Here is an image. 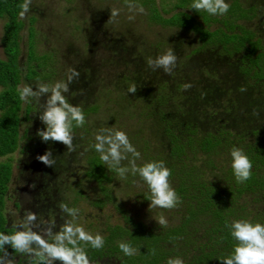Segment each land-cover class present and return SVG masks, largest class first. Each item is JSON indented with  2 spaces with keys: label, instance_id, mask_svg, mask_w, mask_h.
Masks as SVG:
<instances>
[{
  "label": "trees",
  "instance_id": "16d2710c",
  "mask_svg": "<svg viewBox=\"0 0 264 264\" xmlns=\"http://www.w3.org/2000/svg\"><path fill=\"white\" fill-rule=\"evenodd\" d=\"M150 2L152 22L192 34L195 44L184 41L181 33L171 45L162 40L135 39V44L133 38L94 37V45L104 51L102 58L98 66L78 61L80 77L70 85L74 95H66L73 105L93 92L100 99L89 108L82 106L86 123L74 129L77 147L69 153L62 143L40 139L37 132L45 126L30 133L32 127L26 122L43 109L34 101H21L19 85L22 80L53 82L40 73L52 62L49 52L36 48L34 34L39 31L34 26L36 17L31 15L26 61L21 63L24 0H0L5 55L0 58V157H4L0 160V232L16 230L5 212L13 181L11 156L16 150L23 155L20 166L24 173L20 176L22 186L11 194L16 197L15 208L29 205L42 211L48 202L67 192L72 204L92 195L89 202L94 207L111 205L121 216L122 222L108 224L107 215L108 220L99 225L106 231L103 248L85 246L91 264H167L175 257L183 258L184 264H222L220 259L229 255L236 243L226 224L239 219L264 224V0H226L230 10L225 16L197 13L190 9L193 0L159 11L154 0ZM115 42L118 45L112 46ZM163 43L168 46L166 51L172 47L177 56L174 75L153 71L147 65L148 58L166 52H157ZM131 83L138 88L134 95L127 92ZM185 83L192 85L187 91L182 90ZM106 102L111 103L113 112H106L100 119L101 129L96 131L91 115L110 110ZM109 123L126 132L141 153L138 165L165 162L172 170L171 185L182 204L172 210L151 208L147 185L138 176L121 180L108 169L94 144L95 135ZM37 140L42 143H35ZM234 146L242 148L253 163L251 179L242 184L235 181L231 169ZM49 150L56 160L54 167L37 159ZM80 161L84 167L78 178L62 193L59 172ZM136 207L139 213L143 211L141 216L134 211ZM160 215L167 218V227L156 222ZM121 242L130 243L138 249L137 254L125 256L119 248ZM12 256L17 259L15 264H36L33 257L14 251Z\"/></svg>",
  "mask_w": 264,
  "mask_h": 264
},
{
  "label": "clouds",
  "instance_id": "9594fccd",
  "mask_svg": "<svg viewBox=\"0 0 264 264\" xmlns=\"http://www.w3.org/2000/svg\"><path fill=\"white\" fill-rule=\"evenodd\" d=\"M32 0H24L21 5L20 18H25L30 10ZM190 9L195 12H206L210 16H225L230 10V4L226 0H193ZM140 13L144 12L142 6H138ZM120 10L113 8L111 17L119 16ZM147 65L153 71L162 70L166 75H174L177 66V56L172 47L156 58H148ZM80 72L70 69L66 79L56 81L53 84L39 83L35 90L31 85H23L19 89V99L24 103L35 102L43 109L39 114V120L44 124L43 130H38L37 135L43 142H59L66 146L69 153L76 151L74 145V129L82 128L86 123V117L82 107L73 105L67 98L70 85L78 80ZM192 87L185 83L182 90L187 91ZM135 83H131L128 93L137 92ZM246 91V89H241ZM41 97H46L41 103ZM94 149L99 153L100 160L115 171L121 180H126L128 175L138 176L147 185L151 199L149 207L164 210H172L182 204V199L171 185L172 170L166 166L163 160L148 161L137 164L141 159V153L131 143L126 132L121 130L111 131L102 129L95 135ZM231 169L237 183H245L252 177L253 163L240 147L234 146L230 151ZM37 159L48 167H54L56 160L52 152L46 151ZM128 161L124 165L123 161ZM61 210L72 220L66 222L58 231L54 222L38 223L35 212L28 211L21 224L16 225V230L10 234L0 232V264H15L12 252L26 255L36 259V264H91L86 247L101 249L104 247V237L96 233H89L83 226L73 221L78 217L79 210L69 208L61 204ZM161 227L168 226V220L160 215L156 221ZM230 235L236 242L232 252L220 259L222 264H264V224L253 223L248 219L233 220L226 224ZM7 246V247H6ZM11 248V252L8 251ZM121 252L125 256L136 255L138 249L133 248L128 242L119 244ZM153 254L155 250L153 249ZM167 264H184L181 257L169 258Z\"/></svg>",
  "mask_w": 264,
  "mask_h": 264
},
{
  "label": "rangeland",
  "instance_id": "374dc122",
  "mask_svg": "<svg viewBox=\"0 0 264 264\" xmlns=\"http://www.w3.org/2000/svg\"><path fill=\"white\" fill-rule=\"evenodd\" d=\"M176 2H182V0H154V4L158 11L160 9L162 10L165 6L170 7L171 4H175ZM150 3V0H32L30 10L25 18H23L25 24L21 31L20 61L22 64L26 61L27 39L29 33L28 26L31 15L36 17L34 26L39 31V34H34L36 48L39 52H49L50 61L53 63H51L52 66L47 63L48 67L44 70L42 69L40 72L41 76L43 75L52 78L53 82H50V85L56 81L65 80L69 70L73 68L76 69L78 61H82V63L88 65L94 64V66L98 64L99 60L102 58V52L104 51H100V49L94 45V37L100 38L108 35L112 38L120 37L124 41L133 38L134 40L132 39V41L135 44V39H137V42H140L141 40L154 42L162 40L171 45L176 39V34L181 33L180 35L183 34L182 37L184 41L191 40L193 41L192 43L195 44L192 34H185L182 33L183 31L181 29L162 26L159 23L152 22L150 16L152 14L149 11ZM138 6L144 8L143 13H140L137 10ZM113 8L120 10L119 16L115 18H112L110 15ZM254 22L257 23V19ZM3 23L4 18H0V58L5 57L1 45ZM87 35L89 39H87ZM112 44V46L118 45L117 42ZM182 46L184 47L185 45L182 44ZM167 48L168 46L163 43V45L160 46L159 51L154 49H152V51H155L154 53H156V51L158 53H163ZM55 72L57 74H55ZM25 84L33 86V90H35V87L39 82L32 81L29 83L22 80L19 87H22ZM69 92V97L74 95L73 90H70ZM74 92H76V90H74ZM99 96L100 95H95L93 92L90 95H86L83 100L78 99V104H76L80 107L85 105L83 108H89L93 102L100 99ZM101 99H103V97ZM44 100H46V97H41V103H44ZM107 103L110 104V110L105 111L104 113L100 112L99 114L91 115L93 121H96V131L97 128L101 129L100 121L103 120L102 117L105 116L106 112H113V106L109 102H106V105ZM107 107L108 106H106V109ZM31 118L26 124L27 126L32 127L30 133L33 135L35 133L34 129L38 126H44V124L39 120V115L37 114L31 116ZM109 124L110 126L103 129H109L113 132L117 130L112 123ZM96 131L95 129H91V132L93 133ZM88 136L89 135H84V137ZM35 143L42 142L41 140H37ZM37 151V149L34 150V153L36 154ZM11 157L13 159V181L10 183V195L6 199L5 212L10 217V222L13 225L21 224L23 218L27 215V212L32 211L37 214L38 223L41 221L45 224L54 222L56 228L53 229V231H58L61 226L73 219L61 210V204H66L67 206L69 204V208L78 209V217L73 222L83 226L86 231L93 235L96 233L101 235L106 234V231H104L105 228L103 227L99 229V225L103 221L108 220L106 219L107 215H110V217H108L109 221H107L108 224L122 222L121 216L111 205H107L100 209L90 204L89 200L90 198H93L92 195L91 197L89 196V198L80 199L75 204H72V197L65 191L69 187L68 185L71 181L78 178L81 169H83L84 164L81 161L78 165L73 162L71 165L67 166V169L59 172L58 178H61L62 183H60V186L62 187L61 192L63 191L62 193H65L51 202V204L48 202L49 206H47L46 209H44V207L42 211H37L34 206L33 209V207H29V205L23 206L24 209L15 208L13 202L16 197L11 196V194L23 184L20 178V176H22L21 172L24 173L20 166V160L23 158V155L19 150H16ZM3 159L4 157H0V160ZM54 172L57 173L55 170ZM57 190L55 191L56 193ZM30 197L31 196L26 197L27 200L25 201L27 202ZM126 206L129 208L131 207V204L127 203ZM134 211H137L139 216L143 213V211L139 213L141 210L137 207L136 209L134 208ZM16 260L17 259L15 258V263Z\"/></svg>",
  "mask_w": 264,
  "mask_h": 264
}]
</instances>
